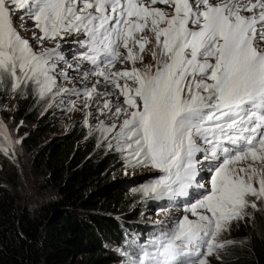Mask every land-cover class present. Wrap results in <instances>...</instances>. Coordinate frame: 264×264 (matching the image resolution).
<instances>
[{
	"label": "snow or ice",
	"instance_id": "1",
	"mask_svg": "<svg viewBox=\"0 0 264 264\" xmlns=\"http://www.w3.org/2000/svg\"><path fill=\"white\" fill-rule=\"evenodd\" d=\"M58 38L71 55L43 47ZM69 70L95 83L65 86ZM0 92L81 111L125 174L159 173L134 191L165 218L121 264L222 262L243 243L222 237L264 212V0H0ZM0 136L9 155L2 120Z\"/></svg>",
	"mask_w": 264,
	"mask_h": 264
},
{
	"label": "trees",
	"instance_id": "2",
	"mask_svg": "<svg viewBox=\"0 0 264 264\" xmlns=\"http://www.w3.org/2000/svg\"><path fill=\"white\" fill-rule=\"evenodd\" d=\"M0 105L37 123L29 134L9 129L17 143L0 152V264H107L103 243L119 235L124 217L134 218L144 199L134 190L144 183L119 182L120 156L98 146L83 123H63L59 106L4 92ZM259 232L229 264H264Z\"/></svg>",
	"mask_w": 264,
	"mask_h": 264
},
{
	"label": "rangeland",
	"instance_id": "3",
	"mask_svg": "<svg viewBox=\"0 0 264 264\" xmlns=\"http://www.w3.org/2000/svg\"><path fill=\"white\" fill-rule=\"evenodd\" d=\"M26 34H23L25 38H28L31 43H33L34 47H39V45L36 43V41H33L31 38L32 36H28V32H24ZM63 40H51V41H45L43 47L45 48H54L56 44H62ZM67 86V84H65ZM5 105L9 106L10 108L14 109L15 105H12L11 103L6 102ZM83 113L79 110L70 112L65 114L63 118V123L66 124L67 121H72L73 123L81 122L83 123ZM103 119V118H101ZM0 120L3 121V124L6 126L7 132L10 134L9 129H18L19 127H24V130L29 134L32 129H34L37 125V123H31V122H25L21 121L19 119H16L13 115V111L6 108V106L0 105ZM92 123H95V120L91 121ZM20 129V128H19ZM23 129V128H22ZM56 136V135H55ZM53 137L52 134L48 136V138ZM3 142L2 136H0V143ZM2 153V152H1ZM148 168H128L127 174H125V169L122 170V172H119L118 175L115 177L119 182L122 183H130L132 181L142 182L145 183L147 176ZM135 182V183H137ZM145 199H143L144 202ZM142 202V203H143ZM141 203V204H142ZM143 205H139L138 208H141ZM264 212H256L255 218L252 219L247 224L240 223V224H233L230 234L226 233L222 239H234L236 241H243L242 244H237L234 247L237 248H243L245 244H248L251 240H253L254 235L260 233L259 231H263L264 228ZM248 241V242H247ZM250 248V247H249ZM249 252H252L251 249H249ZM236 250V249H235ZM212 264H227V261L225 259L221 261H217L214 257L211 258Z\"/></svg>",
	"mask_w": 264,
	"mask_h": 264
},
{
	"label": "clouds",
	"instance_id": "4",
	"mask_svg": "<svg viewBox=\"0 0 264 264\" xmlns=\"http://www.w3.org/2000/svg\"><path fill=\"white\" fill-rule=\"evenodd\" d=\"M64 45H65L64 50L67 53L70 52V49L74 46L72 40L66 41V44ZM85 83H95V78H89L88 80L84 81V84ZM68 85L70 86V84ZM101 90H104V88H102ZM158 175H159L158 172H155L150 168H148V173L145 179L146 181H149L150 179H153ZM180 199L182 198H178L177 203H179ZM159 203L166 204L168 202L161 201ZM142 204L143 206L141 208H138L139 206H137L138 212H135L136 214L133 216L134 218L132 220H128L126 219V217L123 218L119 226V235L117 237H113V239L110 242L103 243L105 249L111 253L109 254L107 264H121L122 258L117 253L116 248L122 245V242L124 240L131 239L133 235L137 236L141 243L146 242V240L153 235L156 229L154 222L165 218V214L163 212L159 214L157 213L156 211V209L158 208L157 202H154L152 200H144ZM171 214L176 217H179L182 215V210L176 209ZM248 244H245L244 246H247ZM124 246L127 247V245ZM235 249L237 250V247H229L228 249L223 250L221 252V256L223 257V259L227 261V264H229L231 260L235 259L234 256V252L236 251Z\"/></svg>",
	"mask_w": 264,
	"mask_h": 264
},
{
	"label": "bare ground",
	"instance_id": "5",
	"mask_svg": "<svg viewBox=\"0 0 264 264\" xmlns=\"http://www.w3.org/2000/svg\"><path fill=\"white\" fill-rule=\"evenodd\" d=\"M57 45V44H56ZM62 47H63V49H64V47H65V45H64V43H62V44H60ZM56 47V46H55Z\"/></svg>",
	"mask_w": 264,
	"mask_h": 264
}]
</instances>
